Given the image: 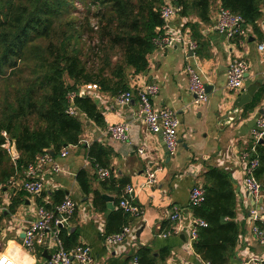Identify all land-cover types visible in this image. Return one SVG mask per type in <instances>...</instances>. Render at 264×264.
Wrapping results in <instances>:
<instances>
[{"label":"crops","instance_id":"crops-1","mask_svg":"<svg viewBox=\"0 0 264 264\" xmlns=\"http://www.w3.org/2000/svg\"><path fill=\"white\" fill-rule=\"evenodd\" d=\"M217 7L218 4L211 11L208 24L194 22L198 23V31L205 42L203 50L191 56L179 44L170 49H155L149 57L147 74L130 80L133 96L129 104L120 106L115 97L99 90L88 94L98 100L96 108L102 115V123L96 124L79 114L83 129L78 144L66 147V157H53L61 171L54 173L50 164L37 168V178L43 183L39 194L24 196V201L9 212L11 191L3 190L0 253L7 254L16 264H43L46 259L43 252L50 255L52 250L38 249L39 256L25 252L22 248L24 231L35 220V210L39 206L37 199L51 204L52 195L62 192L75 204L73 215L64 227L75 232L77 243L90 248V264H128L140 247L148 248L157 264H205L195 254L185 232L170 231L172 224L168 216L174 209L181 210L182 214L187 209V214H183V223L187 225L192 219L188 209L191 189L196 186L203 189V174L209 168H216L225 172L233 185L235 221L240 227L229 264H246L264 257V243H259L251 234L254 224L264 231V184L261 187L259 183L262 199L259 204L249 197L242 183L246 160L243 156L252 146L251 130L256 121L264 117V96L252 109L247 108L248 104L237 114L231 112L235 99L247 87L258 86L255 94L264 88V51L258 49L264 41V13L257 22L258 33L246 27V38L224 40L215 28ZM186 21L175 15L173 26L182 36L190 37L189 28H184ZM234 58L247 63V76L242 90L229 94L224 89L226 69ZM187 67L199 72L205 86L209 87L205 101L193 102L188 90ZM149 83L158 87L151 100L152 108L173 111L179 120L178 145L173 157L167 154L162 136L149 133L145 123L135 117L136 91ZM121 123H126L128 128L125 141L113 140L105 134L110 125ZM95 144L110 151L104 159L105 169L109 172L106 180L98 177L96 169L100 167L93 165L89 157V150ZM140 147L144 148L141 154L137 152ZM155 169L156 183L143 186L147 171ZM82 171L92 178L88 193L83 192L77 180ZM23 179L24 171L21 170L17 172L16 182L20 184ZM120 184L134 188L135 203L141 213L132 221L128 216L125 226L131 229L130 234L114 247H107L104 237L119 232L123 226L122 219L116 214L119 209V192L116 190ZM94 191L112 199L108 202L102 197L103 210L93 205ZM251 212L258 215L256 221L252 220ZM166 221L169 224L163 226ZM181 234L185 240L180 238Z\"/></svg>","mask_w":264,"mask_h":264},{"label":"trees","instance_id":"trees-1","mask_svg":"<svg viewBox=\"0 0 264 264\" xmlns=\"http://www.w3.org/2000/svg\"><path fill=\"white\" fill-rule=\"evenodd\" d=\"M164 4L165 0H0V196L4 189L11 191L9 212L27 195L9 184L17 180V172L24 171L47 149L57 157L64 145H77L83 129L79 114L102 123L94 100L78 95L81 87L94 84L101 93L117 97L130 91V80L148 69L149 57L157 49L154 40L163 25L160 9ZM217 4L240 15L243 28L258 33L263 0H172L176 16L187 19L184 28H189L190 39L197 44L196 53L203 50L205 42L194 22L208 24ZM71 93L76 94L75 116L66 113ZM262 96L264 88L247 108L252 109ZM11 141L17 152L14 159L5 147ZM108 155L109 149L98 144L89 150L92 164L100 168H106ZM251 156L258 158L255 177L262 187L264 141L256 144ZM91 179L83 171L78 174L84 193L90 192ZM123 186L116 190L117 205ZM203 190L204 200L188 208L192 219L206 224L196 227L192 248L204 263L229 264L240 232L233 185L225 172L209 168L203 174ZM64 197L56 192L51 204L41 199L37 204L55 213ZM93 205L104 209L97 191L93 192ZM116 214L123 226L128 224V216L121 209ZM56 228L64 249L78 244L73 230ZM135 257L139 264H157L146 247L138 248Z\"/></svg>","mask_w":264,"mask_h":264},{"label":"built area","instance_id":"built-area-1","mask_svg":"<svg viewBox=\"0 0 264 264\" xmlns=\"http://www.w3.org/2000/svg\"><path fill=\"white\" fill-rule=\"evenodd\" d=\"M264 2V0H263ZM264 13V6H263ZM176 10L172 6V0H165V4L160 9V17L163 25L160 29V35L154 40L157 49L174 48L177 44L185 50L187 54L193 56L196 54L197 44L188 36H182L173 26ZM243 19L240 15L232 13L221 7L217 8L215 28L217 33L225 40H232L235 38H246L247 32L243 28ZM260 51H264V41L258 45ZM247 63L243 59H232L226 69V82L224 89L229 94H235L242 90L245 80L244 75L247 73ZM188 74V90L193 96V102H202L208 98V93L205 90V82L199 72L191 67L186 68ZM98 87L94 84H86L81 87L78 95H88L98 91ZM158 87L155 84H147L136 91L137 98V112L136 119L145 123L149 133L159 134L165 144L166 152L169 157L176 154L178 138L177 129L179 127V120L173 111L166 108L154 110L151 105L152 98L157 94ZM132 92H124L115 97V101L120 106L129 104L132 99ZM75 93L68 95L67 100L69 107L66 113L70 116L77 114L74 106ZM128 128L126 123L110 125L105 134L116 141H125L127 139ZM5 136V133L2 134ZM252 139V146L248 153L244 154L245 160V176L243 178V187L249 197L258 203L261 198V187L255 177V171L259 165L258 158L251 156L255 153V146L257 143L264 141V117L259 118L254 128L250 133ZM5 147L10 153V144L7 143ZM144 148L140 147L137 152L141 154ZM67 150L63 148L59 156L66 157ZM14 159V158H12ZM50 164L54 173L61 171L58 164L53 162V157L48 154L39 155L34 162L29 164L24 170V179L18 184L16 181L9 182L10 185L19 186L27 195H36L43 190V183L37 178L36 170L38 167ZM96 172L100 179L109 177V172L106 169L97 168ZM157 170L147 171L146 180L143 186H150L156 183L155 173ZM1 192V191H0ZM204 200V190L199 187H193L189 193V206H197ZM2 206V198L0 196V209ZM118 208L122 212L134 218L140 216V208L135 203L134 188L130 185L123 187L118 201ZM75 204L72 199L66 195L63 201L56 206L55 213L51 210L45 209L43 206H37L35 210V220L24 231L22 239V248L29 254H36L38 249H49L52 253L49 259H45L43 264H90L92 261L90 248L83 243H78L75 247L66 250L63 248L60 239L58 238V229L56 226L64 227L68 220L73 215ZM253 221L258 219L255 212H251ZM183 214L181 210L174 209L168 216V220L172 224V232H185L190 240H195L197 237L196 227H204L206 224L203 220L191 219L187 225L183 223ZM131 232L128 226L122 227L121 230L115 234H110L104 237V243L107 247H114L127 237ZM251 234L259 243H264V231L254 224L251 227ZM0 264H16L15 261L5 253H0ZM128 264H139L137 258L133 256ZM208 264V263H205ZM246 264H264V257L258 260H250Z\"/></svg>","mask_w":264,"mask_h":264},{"label":"water","instance_id":"water-1","mask_svg":"<svg viewBox=\"0 0 264 264\" xmlns=\"http://www.w3.org/2000/svg\"><path fill=\"white\" fill-rule=\"evenodd\" d=\"M174 12H175V9H174ZM159 32V29L156 30V34ZM144 75L147 74V70L144 71L143 73ZM247 74L244 75V77H246ZM205 86V85H204ZM258 86L256 85H251L249 87H247L243 92L242 94H240L234 101L233 103V107L234 109L231 111L232 113L234 114H237L238 110L239 109H244L246 105L250 104L252 102V98L257 90ZM205 90L206 92H208L209 90V87L205 86ZM94 103L97 104L98 103V100L97 99H94ZM159 134H161V131L159 132ZM263 141H261L260 143H262ZM66 147V145H64V148ZM10 156L11 158H16L17 157V152H16V149H15V145H14V142L11 141V145H10ZM44 153L48 154L50 157H54V151L52 149H47L44 151ZM4 191H6L4 189ZM106 201L108 202H111V197L107 196V195H103L102 196ZM262 203V199L259 200V204ZM183 214L186 215L187 214V209H185L183 211ZM132 219H130V221H132ZM180 238L182 240H185V236L183 234L180 235ZM191 245H193L195 243V240H191L190 241ZM43 256L46 258V259H49L50 256L46 254V252H43Z\"/></svg>","mask_w":264,"mask_h":264},{"label":"rangeland","instance_id":"rangeland-1","mask_svg":"<svg viewBox=\"0 0 264 264\" xmlns=\"http://www.w3.org/2000/svg\"><path fill=\"white\" fill-rule=\"evenodd\" d=\"M77 9L79 10V11H82V6L80 5V4H78L77 6ZM220 36V35H219ZM221 38H223L222 36H220ZM224 39V38H223ZM225 40V39H224Z\"/></svg>","mask_w":264,"mask_h":264}]
</instances>
